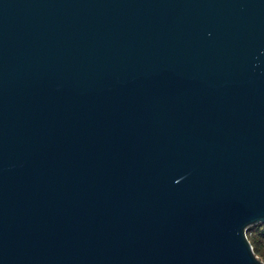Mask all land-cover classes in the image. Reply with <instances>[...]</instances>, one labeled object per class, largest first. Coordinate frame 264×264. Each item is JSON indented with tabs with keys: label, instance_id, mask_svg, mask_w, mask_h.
<instances>
[{
	"label": "water",
	"instance_id": "obj_1",
	"mask_svg": "<svg viewBox=\"0 0 264 264\" xmlns=\"http://www.w3.org/2000/svg\"><path fill=\"white\" fill-rule=\"evenodd\" d=\"M264 0H0V264H264Z\"/></svg>",
	"mask_w": 264,
	"mask_h": 264
},
{
	"label": "trees",
	"instance_id": "obj_2",
	"mask_svg": "<svg viewBox=\"0 0 264 264\" xmlns=\"http://www.w3.org/2000/svg\"><path fill=\"white\" fill-rule=\"evenodd\" d=\"M246 237L255 256L264 262V224H257L248 228Z\"/></svg>",
	"mask_w": 264,
	"mask_h": 264
}]
</instances>
